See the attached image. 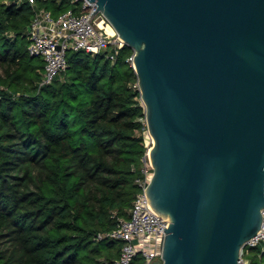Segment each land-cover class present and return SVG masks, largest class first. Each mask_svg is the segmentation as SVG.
I'll use <instances>...</instances> for the list:
<instances>
[{
  "label": "water",
  "instance_id": "water-1",
  "mask_svg": "<svg viewBox=\"0 0 264 264\" xmlns=\"http://www.w3.org/2000/svg\"><path fill=\"white\" fill-rule=\"evenodd\" d=\"M91 1L134 51L154 264H239L263 224L264 0Z\"/></svg>",
  "mask_w": 264,
  "mask_h": 264
},
{
  "label": "trees",
  "instance_id": "trees-1",
  "mask_svg": "<svg viewBox=\"0 0 264 264\" xmlns=\"http://www.w3.org/2000/svg\"><path fill=\"white\" fill-rule=\"evenodd\" d=\"M32 18L29 4L0 0V264H114L123 243L99 236L116 228L113 213L129 216L147 151L134 51L114 62L69 51L67 70L42 85ZM250 257L264 264V244Z\"/></svg>",
  "mask_w": 264,
  "mask_h": 264
},
{
  "label": "built area",
  "instance_id": "built-area-1",
  "mask_svg": "<svg viewBox=\"0 0 264 264\" xmlns=\"http://www.w3.org/2000/svg\"><path fill=\"white\" fill-rule=\"evenodd\" d=\"M46 1L48 0H13L15 5L29 4L33 10L28 30V51L32 56L44 60L42 85L51 84L67 70L69 51L82 50L93 56L102 54L112 62L117 60L126 45L117 32L110 31L111 24L104 12L98 9L97 1L68 0L70 7L57 16L41 5ZM54 1L61 4L64 0ZM93 11L96 12L88 22ZM86 22L88 23L85 24ZM127 61L132 64L133 55ZM150 145L151 140L146 139L147 151L142 158L141 175L136 179L139 191L129 216L120 217L113 213V217L117 218L116 228L99 236V239L109 237L123 243L120 257L114 264H134L138 255L143 257L144 264L162 261L165 227L168 223L152 209L146 194V188L154 174L149 156ZM262 213V229L242 250L239 264H251L250 248L264 244V210Z\"/></svg>",
  "mask_w": 264,
  "mask_h": 264
},
{
  "label": "rangeland",
  "instance_id": "rangeland-1",
  "mask_svg": "<svg viewBox=\"0 0 264 264\" xmlns=\"http://www.w3.org/2000/svg\"><path fill=\"white\" fill-rule=\"evenodd\" d=\"M110 31H111V30H110ZM145 135H146V139H147V141H150V138H149L148 132H145ZM148 143H149V142H148ZM148 143H147V144H148ZM142 262H143V259H140L138 264H142Z\"/></svg>",
  "mask_w": 264,
  "mask_h": 264
},
{
  "label": "bare ground",
  "instance_id": "bare-ground-1",
  "mask_svg": "<svg viewBox=\"0 0 264 264\" xmlns=\"http://www.w3.org/2000/svg\"><path fill=\"white\" fill-rule=\"evenodd\" d=\"M109 29L111 30V32H116L115 28L112 25L109 26Z\"/></svg>",
  "mask_w": 264,
  "mask_h": 264
}]
</instances>
